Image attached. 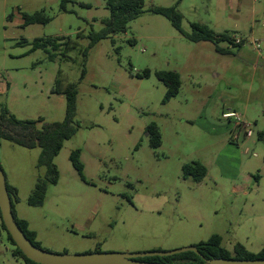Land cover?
I'll return each instance as SVG.
<instances>
[{"label": "rangeland", "instance_id": "374dc122", "mask_svg": "<svg viewBox=\"0 0 264 264\" xmlns=\"http://www.w3.org/2000/svg\"><path fill=\"white\" fill-rule=\"evenodd\" d=\"M178 1L144 0L126 32L101 40L85 57L88 36L110 15L107 0H70L65 7L61 0H0V109L20 120L61 122L66 99L53 92L57 81L78 87V131L54 158L59 180L48 185L42 206L28 203L47 173L38 167L40 148L0 139V165L18 190L16 213L43 249L168 252L214 235L230 251L237 243L254 254L264 249V0L253 21L241 17V0H180L184 31L198 23L246 34L242 44L220 41V52L150 11ZM36 12L50 21L23 25V14ZM56 37L73 45L32 51L34 40ZM146 71L149 77H139ZM158 71L181 76L178 95L166 102ZM231 111L250 128L224 118ZM150 125L161 133L156 148ZM76 149L85 179L70 160ZM195 162L207 169L199 182L183 173ZM1 222L0 264H25Z\"/></svg>", "mask_w": 264, "mask_h": 264}, {"label": "trees", "instance_id": "16d2710c", "mask_svg": "<svg viewBox=\"0 0 264 264\" xmlns=\"http://www.w3.org/2000/svg\"><path fill=\"white\" fill-rule=\"evenodd\" d=\"M62 7H65V3L70 0H61ZM144 0H107L106 7L110 12L108 18L103 19L102 23L104 27L100 31H94L88 36L89 44L84 50L85 57L88 56L89 50L94 47L98 42L110 36L117 35L119 33L126 32L129 23L132 20L138 18L142 13V6ZM180 0L169 7H153L150 11L154 14L162 15L166 17L173 27L181 33L184 37L192 42L210 41L216 46L217 51H221L218 44L220 41H229L233 43L228 33L217 34L211 30L207 25H201L198 23H192V32L188 33L183 30L182 22L183 16L179 11ZM23 20L25 26L36 23H47L50 18L43 12H36L34 14H23ZM83 36L82 32L77 34V37ZM73 39L68 37L67 41L64 38L56 37L49 38L47 40L36 39L32 43V51L38 49L49 50V47L54 51H59L63 46L71 44ZM133 43V41H130ZM22 43H25L22 42ZM73 45V44H71ZM57 54H50L51 58H54ZM85 76V69L83 68L81 79ZM150 72L146 71L139 77H149ZM157 78L165 84L167 87L166 96L164 102L169 101L178 95L181 88V76L177 71H158L156 72ZM57 86L53 90L55 94H62L66 99V114L65 118L61 122L47 123L43 118L38 120H20L15 115L11 114L6 108L0 109V138L7 140L15 145H20L28 149H34L39 147L41 150L38 167H46V176L39 177L32 195L28 199V203L31 206H42L45 201L47 187L49 184H57L59 180V170L54 164V158L61 151L66 140L73 138L78 131L75 126V118L77 115V98L78 87L76 83L68 82L65 87ZM146 132L151 136V145L158 147L161 143V133L156 125H150L146 128ZM70 160L73 167L77 170L82 179L84 177V165L81 161V150L76 149L71 152ZM183 173L186 178H193V180L201 181L207 173V169L200 163H192L183 166ZM7 188L12 200V211L14 219L26 235V237L37 247L42 248L39 242L36 241L37 234L34 230L29 228V223L20 219L16 213L15 203L19 201L18 190L9 184L7 180ZM0 217L1 212H0ZM1 226L7 231L3 221ZM8 238L15 246L14 256L21 258L25 264H38L28 259L23 252L16 246L10 233ZM200 255L195 252H185L166 257H146L140 260L148 262H158L164 264H203L206 259L223 258V259H235V260H260L264 259V249L259 253L254 254L249 252L242 244L237 243L232 251L227 250L222 246V239L218 235L212 236L207 242H201L196 245Z\"/></svg>", "mask_w": 264, "mask_h": 264}, {"label": "water", "instance_id": "95a60500", "mask_svg": "<svg viewBox=\"0 0 264 264\" xmlns=\"http://www.w3.org/2000/svg\"><path fill=\"white\" fill-rule=\"evenodd\" d=\"M0 212L2 221L10 233L16 246L30 260L38 264H164L140 260L146 257H166L185 252H195L202 256L195 247H186L168 252L147 253H116V252H94L81 255L57 254L35 246L18 227L13 211L12 200L7 188V178L0 165ZM203 264H264L260 260H235L212 258L206 259Z\"/></svg>", "mask_w": 264, "mask_h": 264}, {"label": "crops", "instance_id": "0c3cea01", "mask_svg": "<svg viewBox=\"0 0 264 264\" xmlns=\"http://www.w3.org/2000/svg\"><path fill=\"white\" fill-rule=\"evenodd\" d=\"M240 3L246 8V11L241 15V17L243 19H245V21H253L255 20V18L257 17L258 15V12H260L258 10V7L260 9V7L262 6V2L261 0H241ZM259 3V4H258ZM89 6V5H87ZM215 33L217 34H223V33H219L218 31L216 30H213ZM253 33V31H251V34ZM229 36L231 37L233 43L235 42V40L237 38H240L241 39V42L240 44H242L243 40H245L247 37H246V34L244 32H238V31H234L232 34H229ZM253 42L254 41H258V40H254V39H251ZM264 40V36H263V39ZM259 42V41H258ZM59 95H62V94H59ZM64 96V95H63ZM1 139V138H0ZM126 251L125 252H130L129 249H125ZM146 250L144 251H140V250H137V251H132V252H145Z\"/></svg>", "mask_w": 264, "mask_h": 264}, {"label": "built area", "instance_id": "2783aa9c", "mask_svg": "<svg viewBox=\"0 0 264 264\" xmlns=\"http://www.w3.org/2000/svg\"><path fill=\"white\" fill-rule=\"evenodd\" d=\"M240 42H241L240 38H237L235 40L236 44H239ZM254 43H256L257 47H259V42L258 41H254ZM223 116H224V118L229 119V120L234 119L236 121L237 127H240V128L243 127V128H246V129L250 128V125L244 123L243 120H242L241 115L239 113H237L236 111H231V112L225 113ZM251 135H252L251 130H248L247 136L250 137Z\"/></svg>", "mask_w": 264, "mask_h": 264}]
</instances>
